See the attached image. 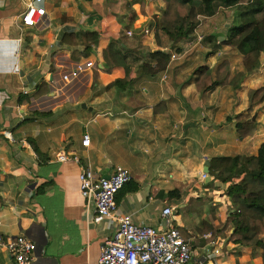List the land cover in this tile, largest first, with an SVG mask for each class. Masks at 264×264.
I'll list each match as a JSON object with an SVG mask.
<instances>
[{
    "label": "crops",
    "instance_id": "1",
    "mask_svg": "<svg viewBox=\"0 0 264 264\" xmlns=\"http://www.w3.org/2000/svg\"><path fill=\"white\" fill-rule=\"evenodd\" d=\"M33 1L0 0V235L31 239L34 264H96L121 217L165 230L163 209L173 207V224L193 250L191 264H263L262 251L232 239L234 225L226 226L234 212L230 184L210 173L203 180L212 158L257 156L264 143V102L252 112L251 136L240 138L236 129L249 90L264 89V53L239 89L202 93L196 86L201 66L215 71L227 60L231 76L244 70L232 48L212 55L238 7L201 19L205 42L197 51L190 40L175 44L160 30L162 0H44L43 23L24 28L21 15ZM87 32H97L99 44L80 61L98 69L85 84L65 86L62 75L79 62L74 55L85 50ZM110 43L126 55L128 78L123 67L102 71ZM176 48L180 60L164 73L138 77L143 64L156 65L150 53L172 55ZM202 55L208 61L200 65ZM117 80L126 84L112 85ZM62 153L71 159L59 162ZM89 166L96 178L110 177L117 166L132 173L110 220L96 221L94 203L80 193V173ZM0 264H16L1 247Z\"/></svg>",
    "mask_w": 264,
    "mask_h": 264
},
{
    "label": "trees",
    "instance_id": "2",
    "mask_svg": "<svg viewBox=\"0 0 264 264\" xmlns=\"http://www.w3.org/2000/svg\"><path fill=\"white\" fill-rule=\"evenodd\" d=\"M92 1V0H88ZM165 12L161 19V31L175 44L183 40H191L201 25L202 18L216 16L222 9L238 7L239 24L230 26L224 41H219L212 49V55L222 48L229 47L242 56L244 70L231 76L229 61H223L214 71L208 66H201L195 70L197 89L205 93L216 86H231L239 89L247 75L260 67V56L264 53V0H162ZM86 41L85 50L76 52V60L89 58L94 48L99 44L97 32H87L83 35ZM156 39L160 43L159 35ZM181 49L176 48L180 54ZM154 67L150 63L143 64L138 70V77L146 75L154 78L164 73L171 62V55L158 51L150 53ZM126 55L110 43L104 50L105 69L110 72L114 68L123 67L126 78L130 69L126 65ZM98 81V71L94 75V84ZM126 84L124 80H117L112 85ZM95 87V85H93ZM42 94H47V87H43ZM248 110L236 118V129L240 138L251 136L256 123L252 121L254 107L264 102V89L249 90ZM36 151L33 141H31ZM209 173L215 180L223 184L229 183L227 196L234 206L227 225H234L232 239L242 245L258 248L262 251L264 264V143L258 155L252 157H215L210 160ZM180 230V229H179ZM183 235L182 231L180 230ZM212 233V238H213Z\"/></svg>",
    "mask_w": 264,
    "mask_h": 264
},
{
    "label": "built area",
    "instance_id": "3",
    "mask_svg": "<svg viewBox=\"0 0 264 264\" xmlns=\"http://www.w3.org/2000/svg\"><path fill=\"white\" fill-rule=\"evenodd\" d=\"M43 2L44 0H34L27 6L21 15V24L24 28H33L43 23L46 15ZM127 35L132 36V33L128 32ZM204 42L205 36L197 29L190 40V46L193 50L199 51L203 49ZM175 60H180L178 54L171 55V61ZM95 69L98 67L94 61L76 62L62 75V82L65 86L76 82L85 84L90 72ZM82 145L85 148L90 146L89 136L84 137ZM57 159L64 163L71 157L62 153ZM73 159L78 160L76 156H73ZM206 178L207 174H203V180ZM79 180L80 193L87 202L94 203L96 221L99 222L114 217L118 208L117 196L132 182V173L124 167L117 166L109 178H96L93 169L89 166L82 168ZM173 215V207L163 209L162 219L166 224L165 230L137 225L131 216L121 217L118 231L113 239L104 244L101 257L96 264H191L194 260L193 250L189 241L174 226ZM0 247L8 252L16 264H34L36 261L38 247L24 235L17 237L0 235Z\"/></svg>",
    "mask_w": 264,
    "mask_h": 264
},
{
    "label": "rangeland",
    "instance_id": "4",
    "mask_svg": "<svg viewBox=\"0 0 264 264\" xmlns=\"http://www.w3.org/2000/svg\"><path fill=\"white\" fill-rule=\"evenodd\" d=\"M239 13H240V9H238V8H235V10H234V14H232L233 15V17L234 18H232L231 20H232V22H231V25L233 26V24L235 25H237V24H239L240 22V20H239ZM171 53V52H170ZM202 57H203V59L201 58V60L199 61V63L198 64H200V65H202L201 63H203L204 64V62H207L208 61V58L205 56V55H202ZM216 58V60H219V57H215ZM263 239H264V236H263Z\"/></svg>",
    "mask_w": 264,
    "mask_h": 264
},
{
    "label": "water",
    "instance_id": "5",
    "mask_svg": "<svg viewBox=\"0 0 264 264\" xmlns=\"http://www.w3.org/2000/svg\"><path fill=\"white\" fill-rule=\"evenodd\" d=\"M253 120H255V118H254ZM205 172H206V174H209V163H207V165H206V170H205ZM108 178H109V177H108Z\"/></svg>",
    "mask_w": 264,
    "mask_h": 264
}]
</instances>
